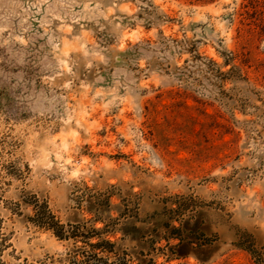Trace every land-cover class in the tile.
<instances>
[{
  "label": "rangeland",
  "instance_id": "obj_1",
  "mask_svg": "<svg viewBox=\"0 0 264 264\" xmlns=\"http://www.w3.org/2000/svg\"><path fill=\"white\" fill-rule=\"evenodd\" d=\"M26 194L62 223L110 196L132 264H264V0H0L1 258L68 264Z\"/></svg>",
  "mask_w": 264,
  "mask_h": 264
},
{
  "label": "trees",
  "instance_id": "obj_2",
  "mask_svg": "<svg viewBox=\"0 0 264 264\" xmlns=\"http://www.w3.org/2000/svg\"><path fill=\"white\" fill-rule=\"evenodd\" d=\"M109 197L106 198L105 207H110ZM17 215L21 216V206L31 208V213L23 215L24 221L32 226L50 232L57 240L72 242L73 247L67 253L66 261L68 264H132L128 254L120 250L116 243L107 238L108 235H114L119 229L116 228L118 221L111 218H104L103 206L98 207L93 214L94 219L87 222L62 223L61 220L52 212L45 200H40L34 194H26L21 197L19 202L15 203ZM136 208L132 210L125 209L120 214L121 217L133 216L136 218ZM134 210V214L127 213ZM127 215V216H126ZM92 222V224H88ZM101 223V227H95V223ZM169 235L162 237L165 240L175 238L178 240L176 246H182L184 237L181 235V228L175 225H169ZM132 240H137L143 244L153 245L155 239H145L146 233L142 229L131 226L129 231L125 232ZM124 238V237H123ZM160 239V238H159ZM6 238L0 233V264H6L2 260V253ZM157 241V240H156ZM178 257L185 256L184 247L176 251ZM110 258L112 260L110 261ZM137 264H141L140 261Z\"/></svg>",
  "mask_w": 264,
  "mask_h": 264
}]
</instances>
